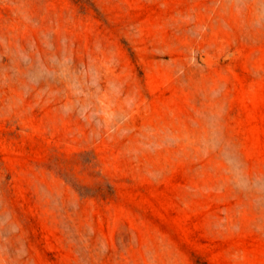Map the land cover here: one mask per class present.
<instances>
[{
	"label": "rangeland",
	"instance_id": "obj_1",
	"mask_svg": "<svg viewBox=\"0 0 264 264\" xmlns=\"http://www.w3.org/2000/svg\"><path fill=\"white\" fill-rule=\"evenodd\" d=\"M0 264H264V0H0Z\"/></svg>",
	"mask_w": 264,
	"mask_h": 264
}]
</instances>
